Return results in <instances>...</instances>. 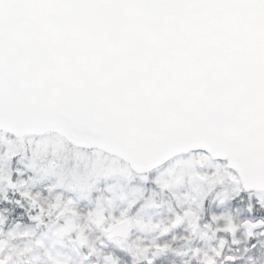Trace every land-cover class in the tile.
<instances>
[{
  "label": "snow or ice",
  "instance_id": "snow-or-ice-1",
  "mask_svg": "<svg viewBox=\"0 0 264 264\" xmlns=\"http://www.w3.org/2000/svg\"><path fill=\"white\" fill-rule=\"evenodd\" d=\"M0 264H264V0H0Z\"/></svg>",
  "mask_w": 264,
  "mask_h": 264
}]
</instances>
